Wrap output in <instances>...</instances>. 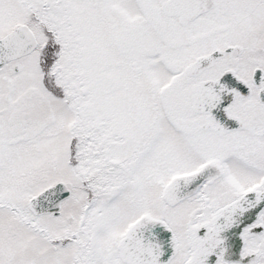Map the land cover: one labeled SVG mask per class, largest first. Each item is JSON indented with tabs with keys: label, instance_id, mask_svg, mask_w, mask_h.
Returning <instances> with one entry per match:
<instances>
[{
	"label": "snow or ice",
	"instance_id": "obj_1",
	"mask_svg": "<svg viewBox=\"0 0 264 264\" xmlns=\"http://www.w3.org/2000/svg\"><path fill=\"white\" fill-rule=\"evenodd\" d=\"M0 264H264V0H0Z\"/></svg>",
	"mask_w": 264,
	"mask_h": 264
}]
</instances>
